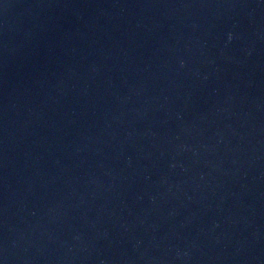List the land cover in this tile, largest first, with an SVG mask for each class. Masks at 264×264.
Returning a JSON list of instances; mask_svg holds the SVG:
<instances>
[{
  "label": "water",
  "instance_id": "obj_1",
  "mask_svg": "<svg viewBox=\"0 0 264 264\" xmlns=\"http://www.w3.org/2000/svg\"><path fill=\"white\" fill-rule=\"evenodd\" d=\"M0 264H264V0H0Z\"/></svg>",
  "mask_w": 264,
  "mask_h": 264
}]
</instances>
